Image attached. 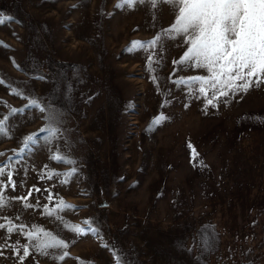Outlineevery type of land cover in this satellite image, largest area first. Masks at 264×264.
Listing matches in <instances>:
<instances>
[{
	"label": "rangeland",
	"instance_id": "1",
	"mask_svg": "<svg viewBox=\"0 0 264 264\" xmlns=\"http://www.w3.org/2000/svg\"><path fill=\"white\" fill-rule=\"evenodd\" d=\"M121 3L0 0V264H264V83H179L170 7Z\"/></svg>",
	"mask_w": 264,
	"mask_h": 264
},
{
	"label": "snow or ice",
	"instance_id": "2",
	"mask_svg": "<svg viewBox=\"0 0 264 264\" xmlns=\"http://www.w3.org/2000/svg\"><path fill=\"white\" fill-rule=\"evenodd\" d=\"M135 2H143V0H122L117 6L131 5ZM148 2L153 8L168 5L175 16L174 23L164 31V35L171 39L179 37L187 47L181 58L174 63L194 64L196 68L205 69L211 74L210 78L204 76L181 78L179 83L199 82L201 94L205 93L206 87H211L215 90L213 98L217 93L226 96L228 92L225 89L247 91L253 85L259 87L264 83V0H148ZM4 22H6L5 18L0 17V23ZM159 40L160 37L157 36L147 46L154 47ZM132 43L134 47H145L142 42ZM238 81L242 83H237ZM208 103L212 104L213 99H209ZM28 106L37 105L35 101H31ZM16 111L22 110H13V114ZM40 111L43 112L44 109L40 108ZM47 119L54 121L57 117L53 113ZM162 119L163 117H160L153 123L158 124ZM58 131L54 127L40 129V132H46L50 137H55ZM5 132L3 121H0V134ZM38 136L39 133L28 136L25 147L27 148L29 143H35ZM191 147L189 145V148ZM52 159L62 161L63 157L56 155ZM0 175H5V165H0ZM7 178L8 186L14 187L11 172L7 173ZM0 206H4L2 195H0ZM85 223L89 224V231H96L90 227L91 222ZM3 227L0 225V228ZM13 230L11 227L7 229L9 233ZM74 231L77 234H87L78 226L74 227ZM32 238L29 234V239ZM37 247L43 252L48 248L66 249L68 245L62 240H53L41 241ZM23 255H28L27 248L24 249ZM67 256V251H64L57 258L63 260ZM114 256L116 264H122L121 258L115 253Z\"/></svg>",
	"mask_w": 264,
	"mask_h": 264
}]
</instances>
